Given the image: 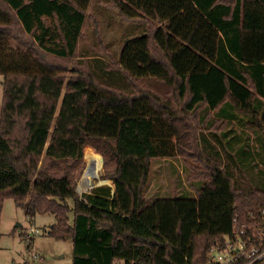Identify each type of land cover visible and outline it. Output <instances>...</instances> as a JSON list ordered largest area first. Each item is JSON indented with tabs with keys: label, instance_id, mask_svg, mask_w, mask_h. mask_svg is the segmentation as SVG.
<instances>
[{
	"label": "trees",
	"instance_id": "1",
	"mask_svg": "<svg viewBox=\"0 0 264 264\" xmlns=\"http://www.w3.org/2000/svg\"><path fill=\"white\" fill-rule=\"evenodd\" d=\"M98 1L159 25L125 39L118 67L67 81L54 60L75 55L92 0H0V216L7 198L53 215L73 264H208L226 236L264 224V0ZM190 117L208 135L194 139ZM248 131L259 151L233 153ZM185 134L203 153L191 176L207 170L197 197L149 205L153 158L177 157ZM89 145L113 187L80 196Z\"/></svg>",
	"mask_w": 264,
	"mask_h": 264
},
{
	"label": "rangeland",
	"instance_id": "2",
	"mask_svg": "<svg viewBox=\"0 0 264 264\" xmlns=\"http://www.w3.org/2000/svg\"><path fill=\"white\" fill-rule=\"evenodd\" d=\"M151 25L157 27L159 23L157 21L147 22L138 19H128L122 16L112 4L92 0L86 11V20L75 55L67 59L54 60V62L65 68L67 81L79 77L88 78L91 72H98L97 66L101 64L98 61H102V64L109 69L116 68L118 67L117 61L123 49L125 39L129 37L133 38L141 33L145 27ZM3 79L4 77L0 75V112L3 101ZM136 83L147 90L152 89L148 81L139 80ZM210 118H212V115L207 117L205 123L209 122ZM191 119L193 118L190 117L189 120ZM191 126L195 128L192 136L194 139L195 137L197 139V137L202 138V136L208 135L207 126L197 127V120L193 119ZM201 128H203V132ZM228 128L229 125L223 126L220 123L216 125V129L218 130H227ZM242 129L240 125H237L235 132L240 134ZM248 132L247 134H249L250 138L248 135H244L242 137V141L244 142L235 144L233 153L236 151L238 153L241 148H244L255 156L256 151H259L258 146L254 142L255 135L251 131ZM193 138L186 136V134L184 135L182 142L185 147L184 145L182 146V153H179L177 157L153 158L151 184L146 194V200L149 205L159 198L197 197L196 190L191 186L193 184L191 180H202V174L207 172V170L203 168L197 176H191L190 174L191 163L196 159L192 156V153L196 152L201 156L203 155L202 152H199L198 146L191 148V143L189 142ZM86 148L92 149L102 159L98 176L91 179L93 185L101 186L103 181H107L105 184H111L110 180L102 178L107 173V170L104 169L103 155L89 145L84 148V171L77 182V193L80 196L93 189L87 185L88 183L84 185L86 180L84 173L89 165L85 159ZM225 149L221 148L219 151L220 156H218L220 159L219 164L223 165V167L227 166L230 162L227 157L229 154ZM263 167V165L259 164L258 169ZM255 173L256 171H252L251 176L254 180H259ZM55 222L56 219L51 214H37L31 218L27 216L23 208L16 205L13 198H7L3 203L0 216V264H73L72 241L69 239H55L48 234L50 226ZM31 228L39 230V234L35 236L30 248L25 237Z\"/></svg>",
	"mask_w": 264,
	"mask_h": 264
},
{
	"label": "built area",
	"instance_id": "3",
	"mask_svg": "<svg viewBox=\"0 0 264 264\" xmlns=\"http://www.w3.org/2000/svg\"><path fill=\"white\" fill-rule=\"evenodd\" d=\"M249 229L252 230V227L236 229L233 238L226 236L223 247L214 246L210 251L208 264H264V224L246 234ZM38 234L39 230L34 228L28 231L25 239L30 248Z\"/></svg>",
	"mask_w": 264,
	"mask_h": 264
},
{
	"label": "bare ground",
	"instance_id": "4",
	"mask_svg": "<svg viewBox=\"0 0 264 264\" xmlns=\"http://www.w3.org/2000/svg\"><path fill=\"white\" fill-rule=\"evenodd\" d=\"M85 159L89 163L90 166H93V170L87 172L84 185H86V183L89 184L91 182V179L97 177L96 175H98V171H99V168H100L101 162H102L101 156L98 155L96 152H94L90 148H87L85 150ZM103 182H107V181H103Z\"/></svg>",
	"mask_w": 264,
	"mask_h": 264
},
{
	"label": "water",
	"instance_id": "5",
	"mask_svg": "<svg viewBox=\"0 0 264 264\" xmlns=\"http://www.w3.org/2000/svg\"><path fill=\"white\" fill-rule=\"evenodd\" d=\"M92 170H93V166L88 165L84 175H86L87 172L92 171ZM96 176H98V175H96ZM103 184H105V182H103ZM103 184H101V185H103ZM87 185L90 186L91 188L96 187V186L93 185L92 181L89 184H87Z\"/></svg>",
	"mask_w": 264,
	"mask_h": 264
},
{
	"label": "crops",
	"instance_id": "6",
	"mask_svg": "<svg viewBox=\"0 0 264 264\" xmlns=\"http://www.w3.org/2000/svg\"><path fill=\"white\" fill-rule=\"evenodd\" d=\"M108 185H110V186H112V187H113V185H112V182H111V184H108Z\"/></svg>",
	"mask_w": 264,
	"mask_h": 264
}]
</instances>
